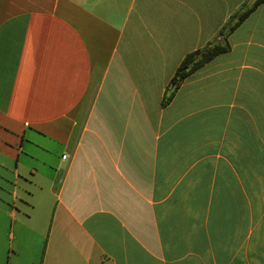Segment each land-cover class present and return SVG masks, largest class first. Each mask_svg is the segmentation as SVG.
Instances as JSON below:
<instances>
[{
    "label": "crops",
    "instance_id": "crops-1",
    "mask_svg": "<svg viewBox=\"0 0 264 264\" xmlns=\"http://www.w3.org/2000/svg\"><path fill=\"white\" fill-rule=\"evenodd\" d=\"M257 1L0 0V264H264Z\"/></svg>",
    "mask_w": 264,
    "mask_h": 264
},
{
    "label": "trees",
    "instance_id": "trees-1",
    "mask_svg": "<svg viewBox=\"0 0 264 264\" xmlns=\"http://www.w3.org/2000/svg\"><path fill=\"white\" fill-rule=\"evenodd\" d=\"M261 4H264V0H258L252 6H245L242 11L231 19L228 25L220 32V36L225 37L223 44L207 46L204 49L198 50L186 56L173 80L174 87L171 90V94L165 98L163 102L164 106L168 105L172 101L179 87L192 74L211 62L217 56L227 53L230 50L228 35L236 30Z\"/></svg>",
    "mask_w": 264,
    "mask_h": 264
},
{
    "label": "rangeland",
    "instance_id": "rangeland-1",
    "mask_svg": "<svg viewBox=\"0 0 264 264\" xmlns=\"http://www.w3.org/2000/svg\"><path fill=\"white\" fill-rule=\"evenodd\" d=\"M9 226H10V229H11V226H12V221L11 220L9 221ZM7 264H8V262H7Z\"/></svg>",
    "mask_w": 264,
    "mask_h": 264
},
{
    "label": "built area",
    "instance_id": "built-area-1",
    "mask_svg": "<svg viewBox=\"0 0 264 264\" xmlns=\"http://www.w3.org/2000/svg\"><path fill=\"white\" fill-rule=\"evenodd\" d=\"M64 159H65V160H68L69 158H68V156H65Z\"/></svg>",
    "mask_w": 264,
    "mask_h": 264
}]
</instances>
